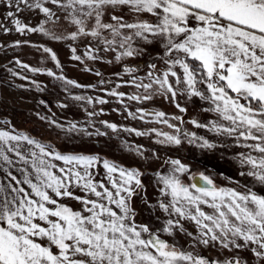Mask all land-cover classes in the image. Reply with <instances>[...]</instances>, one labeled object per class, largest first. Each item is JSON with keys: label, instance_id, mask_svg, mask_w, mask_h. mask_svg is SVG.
I'll list each match as a JSON object with an SVG mask.
<instances>
[{"label": "snow or ice", "instance_id": "1", "mask_svg": "<svg viewBox=\"0 0 264 264\" xmlns=\"http://www.w3.org/2000/svg\"><path fill=\"white\" fill-rule=\"evenodd\" d=\"M6 3L15 11H8L5 18L12 20L19 33L40 32L54 40L86 42L83 57L75 54L78 44L70 46L77 61L83 62L84 57L104 60L102 53H113V60L106 62L122 63L123 67L114 73L119 82L104 91L116 97L126 111L125 100L143 105L161 98L181 114L188 109L180 98L188 102L197 98L206 103L208 106L201 110L215 118L207 123L192 118L187 123L229 138L245 149L236 157L247 168L240 175L264 186V0ZM21 5L38 9L45 19L35 27L23 23L16 16ZM145 15L150 18H144ZM47 24L61 25L64 31L57 34L46 28ZM0 28L5 33L11 31L3 23ZM20 43L17 41L16 45ZM44 51L61 67L51 48ZM144 57L148 58L144 60L142 75L140 65L123 63L126 58ZM15 63L29 68L19 59ZM46 72L66 84L96 87L57 76L51 69ZM122 87L136 91L126 93L119 90ZM73 98L87 99L89 103L108 102L102 97ZM95 115L96 112H88L89 117ZM128 116L172 129L171 133L155 128L122 129L137 136L155 133L160 137L156 141L159 144L179 146L187 142L206 149L217 146L184 129L183 115L137 107L134 112L128 111ZM40 118L48 119L66 133L106 135L98 128L89 132L76 122H69L65 128L56 120ZM3 123L6 126L0 128V170L4 172L0 178V264H248L242 255L244 250L255 256L257 264H264V189L241 187L238 182L237 187H219L211 176L193 173L180 159L168 158L164 161L167 170L154 174L159 199L151 204L144 198L149 208H158L166 216L163 226L153 229L150 224L137 222L133 207L134 198L145 191L140 169L125 167L98 153L61 151L16 129L11 121ZM101 123L114 132L121 127L107 121ZM124 146L146 158L142 146L133 147L127 142ZM152 155L159 158L155 152ZM100 168L104 170L102 176ZM185 175L189 183L182 179ZM65 201H76L80 207L74 208ZM184 222H190L195 232L188 231ZM176 233L189 238L187 247L174 239L169 242L162 238L163 234L174 237ZM200 247L227 249L231 255L225 259L211 258L201 254L197 250Z\"/></svg>", "mask_w": 264, "mask_h": 264}, {"label": "rangeland", "instance_id": "2", "mask_svg": "<svg viewBox=\"0 0 264 264\" xmlns=\"http://www.w3.org/2000/svg\"><path fill=\"white\" fill-rule=\"evenodd\" d=\"M47 6L55 10V6L50 4ZM21 9L19 13H16V16L25 24L35 27L45 19L43 13L39 12L38 9H29L23 5H21ZM8 11H15V9L8 7L6 0H0V23L11 29V31L5 33L3 28H0V119H2L0 120V128L6 126L2 121H9L8 118H14L12 125L16 129L28 133L42 143H50L61 151L98 153L125 167L140 169L144 173L142 181L145 185V191L133 200V207L137 212L136 220L138 223L150 224L153 229L161 228L166 219L165 214L158 208H149L144 203V198L146 197L151 204H155L159 199L154 174L157 170H167L168 165L164 163L166 159H180L185 164L188 162L183 156L185 152L183 143L179 146L162 145L156 142L160 137H157L155 133L137 136L134 132L123 131L122 129L131 128L146 131L155 128L162 132L171 133L173 131L160 123H149L138 118L129 117L128 111L134 112L137 107L162 110L169 113V115L182 114L173 104L161 98H156L154 101L143 105L125 100V104L128 105L126 111L116 97L106 95L104 91V89L110 90L119 82L114 73L121 71L123 67L122 63L106 62L107 60H113V53H102L104 60L93 61L84 57L83 62L77 61L73 59L74 54L71 47H77L78 44L75 54L83 57L86 42L73 43L70 40H54L40 32L19 33L15 30L12 20L5 18ZM45 27L52 29L57 34L64 31L61 25L47 24ZM17 41L21 42L18 46L16 45ZM25 41L27 43H24ZM44 48L53 50L61 67H57L56 61L51 58L50 53L44 51ZM149 50L151 51V48ZM147 58H126L123 63L131 66L140 65V74L142 75L144 60ZM17 59L23 64L29 65V68H22L17 65L15 63ZM32 68H38L42 71L33 72L30 70ZM85 68L90 69V71H86ZM8 69H12L19 75H13ZM48 69H51L57 76L62 75L80 85H95L96 87H76L66 84L65 80L47 75L46 70ZM96 72L101 73V75L97 76ZM21 77H27V79ZM123 78L128 79L127 76ZM101 80H104L105 83L101 84ZM108 81H111V83H108ZM20 85H23V87H20ZM37 85H39V88ZM119 90L126 93L136 91L130 87H122ZM75 96L92 97L94 99L102 97L108 102L104 104L89 103L87 99L77 101L73 98ZM184 100V98H180V103L182 104ZM41 101H44V103H41ZM61 104H65L67 107H60ZM13 107L20 113V119L15 118ZM88 112H96L97 115L89 117ZM40 117L56 120L58 123L65 125V128L69 122H76L78 127H85L89 132L94 133L98 128L106 135L87 136L76 132L66 133L65 130L52 125L48 119H41ZM102 121L115 123L121 127L114 132L102 124ZM172 122L176 123V121ZM124 142L133 147L142 146L146 158H141L136 152L127 150ZM153 152L158 155V159L153 157ZM99 171L102 176L103 168H100ZM14 174L19 175L15 172ZM3 176L4 172L0 170V178ZM77 194L81 193L77 192ZM65 202L74 208L78 209L80 207L76 201ZM184 224L188 231L195 232V228L190 222H184ZM163 237L168 239L169 242L174 239L179 245L185 247L189 244V238L182 233H176L174 237L163 234ZM197 250L218 259H225L231 255L229 250L220 249L219 247H200ZM242 255L248 261V264L257 263L251 252H242Z\"/></svg>", "mask_w": 264, "mask_h": 264}, {"label": "crops", "instance_id": "3", "mask_svg": "<svg viewBox=\"0 0 264 264\" xmlns=\"http://www.w3.org/2000/svg\"><path fill=\"white\" fill-rule=\"evenodd\" d=\"M144 18L150 17L145 15ZM182 105L188 109L187 113L182 114L186 121L183 128L189 132H195L197 136L205 137L210 142L217 145L215 148L206 149L199 147L197 144L183 142V150H185L183 156L188 161L186 164H188L190 168L194 166L201 167L204 173L211 176L219 187H237L238 182L241 187L248 185L253 187V190L260 191L261 189H264V186L256 183L253 178L240 175V172L247 171V168L242 167L236 157L239 152L245 151V149L238 147L235 142L229 138L218 136L209 132L205 128H196L192 124L187 123V121L192 118H196L203 123H207L209 120L214 119V114L205 113L201 110L203 107H207L208 105L199 101L197 98H194L191 102L184 100ZM13 109L15 118L20 119V113L16 110V108L13 107ZM8 119L11 121V124L14 123V118ZM261 194H264V192ZM243 252L250 251L244 250Z\"/></svg>", "mask_w": 264, "mask_h": 264}, {"label": "flooded vegetation", "instance_id": "4", "mask_svg": "<svg viewBox=\"0 0 264 264\" xmlns=\"http://www.w3.org/2000/svg\"><path fill=\"white\" fill-rule=\"evenodd\" d=\"M191 171H192L193 173H200V172H203V173H204L203 169H201V167H198V166H194V167H192V168H191ZM182 179L184 180L185 183H189V182H190V181H189V178H188L187 175H185L184 177H182ZM215 184H216V182H215ZM216 185H217V184H216ZM162 238L166 239L165 237H162ZM201 254L204 255V253H201Z\"/></svg>", "mask_w": 264, "mask_h": 264}, {"label": "water", "instance_id": "5", "mask_svg": "<svg viewBox=\"0 0 264 264\" xmlns=\"http://www.w3.org/2000/svg\"><path fill=\"white\" fill-rule=\"evenodd\" d=\"M196 174H198V173H196ZM204 255H206V256H208V257H211L209 254H206V253H204ZM211 258H213V257H211Z\"/></svg>", "mask_w": 264, "mask_h": 264}]
</instances>
